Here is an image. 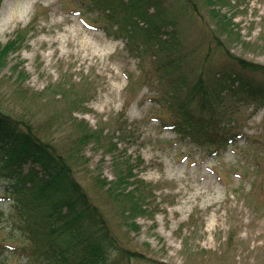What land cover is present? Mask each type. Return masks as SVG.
<instances>
[{"label":"rangeland","instance_id":"374dc122","mask_svg":"<svg viewBox=\"0 0 264 264\" xmlns=\"http://www.w3.org/2000/svg\"><path fill=\"white\" fill-rule=\"evenodd\" d=\"M153 2L159 13L148 8L156 15L151 27L170 34L175 49L142 46L146 34L131 30L129 16L109 17L89 0H0V51L7 53L0 112L60 154L77 151L76 181L129 252L120 264H264V103L233 88L221 91L230 114L218 127L236 138L213 155L215 147L167 128L173 115L164 99L177 86L184 99L201 75L214 86L215 72L230 65L227 56L264 68V0H226L220 15L231 25L204 0ZM129 31L137 53L129 51ZM247 78L264 86L262 72ZM199 103L190 105L197 111ZM80 122L97 138L81 144ZM218 129L206 137L220 135ZM124 161L134 167L129 189L148 196L133 225L103 187ZM4 186L0 180L2 208L9 202ZM0 229V244L32 248L9 240L3 223ZM24 258L9 264H34Z\"/></svg>","mask_w":264,"mask_h":264},{"label":"trees","instance_id":"16d2710c","mask_svg":"<svg viewBox=\"0 0 264 264\" xmlns=\"http://www.w3.org/2000/svg\"><path fill=\"white\" fill-rule=\"evenodd\" d=\"M204 1L213 8L216 19L222 17L229 25L232 24V20L226 15H220L221 5L226 0ZM89 2L92 10L102 7L109 17L112 12L119 11L124 17L129 16L131 30L141 29L146 34L142 46L147 47L155 42L154 46L159 50L164 46L170 50L177 48V42L170 45V38H165L170 34H162V39L157 27H151V21L156 16L152 12L159 11L158 3L153 0ZM215 6L218 9L214 10ZM149 7L153 9L151 13H148ZM115 8L118 10L115 11ZM140 23L144 24L145 29L139 26ZM169 25L175 28L173 23L165 26ZM224 32L226 36H230V30L226 29ZM220 35L219 39L223 37ZM125 39L129 51L137 53V47L131 48L134 43L131 31ZM11 45L12 43L9 51ZM144 52L143 50L139 53L146 54ZM6 56V52L0 51V62H5ZM226 59L230 65L215 72L214 86H207L201 75L184 99H178L177 89L180 86L164 94L173 115L167 128L177 135H187L195 143H206L215 147L213 155L232 146L236 138L234 135H226L218 127L220 121L230 114L220 98L221 91L233 88L236 89L230 91L233 94L239 92L245 98L264 103V86L247 78L264 73V68L233 56H227ZM180 83L185 85L186 80L182 78ZM197 98L200 103L196 111L190 102ZM80 123L81 144L97 138L98 132L91 131L85 123ZM217 129L221 130L220 135L206 137L208 131L216 132ZM202 134H205L204 137ZM114 146L116 148L115 143ZM70 153L60 154L23 122L0 112V180L5 183L1 193L9 200L6 208L0 207V224L3 223L9 229V240H26L32 247L28 250L0 244V264H9L15 257L18 261L25 257L24 262L34 264H120L124 253L129 256L128 251L119 247L106 219L76 181L74 166H77L81 157L75 150ZM76 154L79 157H74ZM133 169L129 161H124L120 171H116L114 181H103L107 193L121 204L120 214L125 220L131 219L132 225L135 224V214L144 212L145 199L148 197L137 188L129 189L132 185L130 180L135 178L132 175ZM138 182L143 183L141 180Z\"/></svg>","mask_w":264,"mask_h":264}]
</instances>
